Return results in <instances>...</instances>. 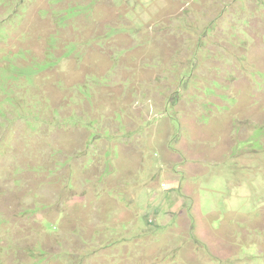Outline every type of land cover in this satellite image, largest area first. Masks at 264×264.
Wrapping results in <instances>:
<instances>
[{"label":"rangeland","instance_id":"374dc122","mask_svg":"<svg viewBox=\"0 0 264 264\" xmlns=\"http://www.w3.org/2000/svg\"><path fill=\"white\" fill-rule=\"evenodd\" d=\"M0 264H264V0H0Z\"/></svg>","mask_w":264,"mask_h":264}]
</instances>
